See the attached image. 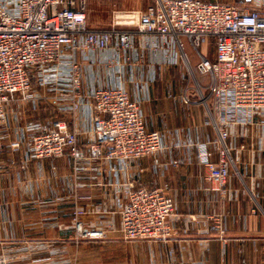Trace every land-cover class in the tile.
I'll return each instance as SVG.
<instances>
[{
	"label": "crops",
	"instance_id": "obj_1",
	"mask_svg": "<svg viewBox=\"0 0 264 264\" xmlns=\"http://www.w3.org/2000/svg\"><path fill=\"white\" fill-rule=\"evenodd\" d=\"M154 1L84 0L87 25L125 29L127 15L144 12ZM200 1L264 12V0ZM132 43L128 51L75 53L80 76L75 112L69 110L66 67L56 73L47 67L29 101L15 96L8 103L0 129V258L8 264H264V127L231 132L228 145L238 174L228 179L230 194L220 199L208 190L197 162L201 143L215 150L216 133L194 96L183 102L190 83L177 51L152 52L138 34ZM119 86L140 103L146 129L161 135V149L133 162L87 160L91 95ZM55 120L76 132L83 159L75 162L68 150L58 159L33 158L31 137ZM127 184L163 189L173 200L171 237L121 240ZM74 211L84 230L101 229L106 237L76 239Z\"/></svg>",
	"mask_w": 264,
	"mask_h": 264
},
{
	"label": "built area",
	"instance_id": "obj_2",
	"mask_svg": "<svg viewBox=\"0 0 264 264\" xmlns=\"http://www.w3.org/2000/svg\"><path fill=\"white\" fill-rule=\"evenodd\" d=\"M123 23L127 28L88 27L84 0L79 9L74 8V0H0V129L8 103L15 96L29 101L33 84L49 66L55 73L66 67L67 100L69 110L75 112L80 95L75 53L128 51L138 34L152 52L177 51L187 81L193 82L183 102L190 103L194 96L206 108L216 133L214 151L209 142L198 146L203 181L209 191L226 199L228 179L238 174L228 145L231 132L264 127V12L223 2L155 0L144 12L127 15ZM91 100L93 141L87 147V160L133 162L160 151V133L146 129L140 103L131 100L123 87L97 89ZM30 147L36 160L61 158L65 150L75 162L84 158L76 132L63 120L52 121L50 128L34 134ZM124 197L119 213L123 242L163 241L172 236L169 219L174 216V202L163 189L127 184ZM72 220L76 239L106 237L101 229L84 230L77 211ZM0 264H8L7 259L1 257Z\"/></svg>",
	"mask_w": 264,
	"mask_h": 264
},
{
	"label": "rangeland",
	"instance_id": "obj_3",
	"mask_svg": "<svg viewBox=\"0 0 264 264\" xmlns=\"http://www.w3.org/2000/svg\"><path fill=\"white\" fill-rule=\"evenodd\" d=\"M211 49H212V41H209L208 50L210 51V53H209V56L210 57H211ZM189 83H190V87H192L193 86V82L192 81H189Z\"/></svg>",
	"mask_w": 264,
	"mask_h": 264
}]
</instances>
